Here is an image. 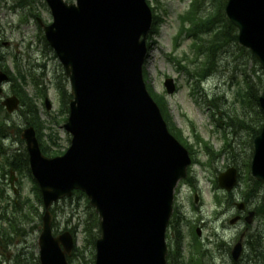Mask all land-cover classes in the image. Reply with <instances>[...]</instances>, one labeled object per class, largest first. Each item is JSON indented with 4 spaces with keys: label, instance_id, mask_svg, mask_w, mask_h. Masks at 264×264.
<instances>
[{
    "label": "water",
    "instance_id": "water-1",
    "mask_svg": "<svg viewBox=\"0 0 264 264\" xmlns=\"http://www.w3.org/2000/svg\"><path fill=\"white\" fill-rule=\"evenodd\" d=\"M46 1L53 21L40 22L65 69L73 98L64 125L71 144L64 155L45 156L33 127L22 133L45 206L40 262L69 264L74 237L69 231L53 234L51 207L81 190L100 219L95 264H167L174 192L187 177L192 159L169 131L144 80L152 10L147 0ZM226 14L238 29L240 44L264 68V0H228ZM8 80L0 71V94ZM165 87L174 93V79H167ZM259 102L264 111V91ZM2 104L13 113L20 100L14 95ZM46 106L51 108L48 99ZM254 146L252 174L264 184V127ZM237 180V170L229 168L220 174L219 185L230 191ZM238 207L244 209L245 204ZM253 216L251 212L247 221ZM242 251L240 241L233 258L238 260Z\"/></svg>",
    "mask_w": 264,
    "mask_h": 264
},
{
    "label": "rangeland",
    "instance_id": "rangeland-1",
    "mask_svg": "<svg viewBox=\"0 0 264 264\" xmlns=\"http://www.w3.org/2000/svg\"><path fill=\"white\" fill-rule=\"evenodd\" d=\"M25 1V7H17L19 0H0V55L2 56L0 64L7 65L14 74L21 72L30 76L25 90L31 97H35L39 105L41 119L45 121L47 127L45 133L47 135L50 132L56 133L58 149L64 151L69 147L71 137L64 130V117L59 115L61 96L56 87L64 69L53 50L46 47L43 39L44 32L38 28L39 25L31 13L39 14L47 24L51 23L52 17L45 0ZM66 1L73 2L74 0ZM150 1L153 13L159 20V27L155 36L149 37L150 34L148 36L150 48L144 66V77L155 93L165 97L173 123L182 130L183 138L192 146L194 156L200 162L192 169L194 176L199 179L201 191L198 193L201 198H198L197 203H195L194 196L191 195L190 198H187L190 194L187 187L182 189L180 198L185 203L184 206L191 221L202 217L208 224L211 222L204 234V240H202L204 244L209 241L205 246L208 256L203 264H234L230 250L241 237H243L245 250L237 263L254 264L255 257L253 258V253L246 244V236L253 232H259L264 236V213L260 211L264 203V187L254 188L249 162L252 160L254 140L257 136L252 129L263 127L264 116L259 112L261 109L254 99H251L253 100L251 103L245 101V104L237 101V92L239 83L244 82V77L255 83L258 88L263 87L264 69L260 71L262 65L256 64L248 56V53L241 51L240 43L232 41L227 35L222 44L220 56L218 60L216 58L213 66L215 73L202 83L203 79H200L196 74L200 68H203L206 56L193 47L195 39L188 36L183 30L184 21L182 20V16L191 9L194 0ZM227 1L201 0L200 14L207 16L217 13L219 19L221 15L223 16L222 21L225 23L228 19L225 11ZM12 5L15 6L13 10H11ZM217 24L223 25L221 22ZM185 26V28L191 27V23L186 21ZM207 36L208 34H205L204 38ZM33 77L36 78V81L32 80ZM168 78H173L177 86L176 92L172 95L167 94L164 86V81ZM11 86L12 82L6 85V96L12 94ZM46 97L51 103V110H47L45 106ZM2 99L0 97V100ZM237 112L252 125L250 129L240 127L237 123L234 126L229 123L230 118ZM0 114L7 123V136H1L3 151L5 150L6 154L0 157L1 164L6 168L7 153L13 156L17 152L20 153L26 146L25 141L21 142L18 135V127L23 130L26 122L20 112L9 115L4 110ZM194 130L201 135L203 142L215 151L214 158L207 154L203 143H197ZM226 143H230L231 146L224 149ZM230 167H236L240 176L239 184L233 191L236 200H245L250 209L258 211L254 223L250 226L243 221L237 224L230 223L235 216V209L233 205H226L228 194L217 183L219 174ZM5 181L2 179L0 171V185ZM33 185L34 181L29 173L25 172L18 176L16 188L21 199H35ZM7 189L11 200H15L16 196L13 190L10 187ZM78 198V196L75 197L72 205H70V201L58 203L60 207L66 208L70 215L73 214L75 218L72 221L73 224L78 223L76 219L83 221L85 218V200ZM217 198H220L222 202L220 203ZM81 199H83L81 201L83 206L74 210L75 203ZM196 208H201L202 214L198 211L194 212L193 210ZM56 221V229L59 232L63 231L66 228V217L62 210L57 211ZM40 232L41 229L35 228L29 235L27 232L26 236L18 238L15 245L11 246L9 250L2 249L0 253H4V255L0 256V261L10 258V256H6L7 253L13 254L21 251L27 252L30 259L33 256L37 258ZM77 245L78 247L84 245L83 234L80 231L77 235ZM188 251L186 248L185 257L189 256ZM30 252L33 253V256ZM85 254L89 260L90 250L89 252L85 251ZM24 257L27 256L24 255ZM79 261L80 256L76 252L72 264H79ZM6 262L5 264H10Z\"/></svg>",
    "mask_w": 264,
    "mask_h": 264
},
{
    "label": "trees",
    "instance_id": "trees-1",
    "mask_svg": "<svg viewBox=\"0 0 264 264\" xmlns=\"http://www.w3.org/2000/svg\"><path fill=\"white\" fill-rule=\"evenodd\" d=\"M151 1L149 0V3ZM201 10V0H194L191 10H189L185 15L182 16V20L184 21L183 30H185L186 34L190 37H194L195 42L193 47L198 50V52L205 54L206 62L204 63L203 68H200V71L196 74L200 79H206V77L213 72V66L215 65L216 58L218 60L220 56L221 49L223 48V42H225L226 36H230L232 41L238 42V31L234 27V25L226 19V22L222 21L223 16L219 19V14L207 15L200 14ZM225 19V17H224ZM189 21L191 23V27L187 26L185 28V22ZM221 22L223 25H218L217 23ZM159 20L156 15H154L153 27L150 32L149 37H153L158 33V25ZM208 34L207 38H204V35ZM150 48V43H148ZM242 52L248 53V56L251 57L256 64H259V61L252 55V53L245 49L244 47H240ZM2 56L0 55V59ZM3 63L2 66L3 67ZM6 70L10 74V80L13 82V90L21 99H22V108L20 109L21 116L25 119L27 125L33 126L36 129L38 139L41 144L42 152L49 156L55 157L63 154L65 151H61L58 149V135L56 133L50 132V134H46V123L41 119L40 116V108L38 103L35 100V97H30L29 94L25 90V86L28 82L30 76L24 75L22 73H18L17 75L13 74L8 67H5ZM263 68L260 66V71ZM33 81H36V78H32ZM244 82L239 83V89L237 92V101L245 104L253 102L254 99L256 104L259 105V96L264 89V86L258 88L255 83H252L247 77H244ZM57 88L59 90L61 96V109L59 111V115L64 117V122L67 120L69 113V101L72 98V95L68 89V78L63 72L61 74L60 80L57 84ZM149 89L155 98L156 102L160 106L165 120L169 125L170 131L188 148V143L182 136V130L177 128L175 123L169 114V108L167 101L163 95H159L152 91L151 87ZM4 112V108L0 103V113ZM263 116L264 112L259 111ZM235 113L233 117L230 118V122L232 126L236 123L240 127H247L250 129L252 127L251 124L245 121L243 116ZM264 118V117H263ZM227 123L228 125H230ZM7 123L6 119L2 117L0 114V141L1 136L4 135L6 131ZM230 127V126H229ZM195 128V126H193ZM262 129V128H261ZM261 129L253 128V132L255 135H258L261 132ZM22 129L18 127V135L20 136ZM195 138L198 142H203L201 135L196 133L194 130ZM226 137V133H225ZM228 144V143H227ZM206 149L210 157H215V152L212 150L206 143ZM2 145L0 144V150ZM3 156V152H0V157ZM7 163L10 169L16 171L18 174H23L25 172L30 174L29 168V160L27 151L7 157ZM3 169V166H2ZM3 175H9L10 171L3 169ZM34 181V179H33ZM254 188H260L261 183L253 179ZM34 191H35V199L32 198H17L18 200H14L9 202V198L7 196V191L4 188H0V248H11V246L15 245V242L18 238L28 235L35 228L39 229L42 222L43 212L41 209L43 208L42 196L39 190L38 185L34 181ZM249 195V193H248ZM84 198L85 200V218L83 221L80 219H76L78 223H72L73 214L70 215L66 208L60 207L58 203L54 205L52 208V213L54 216L53 228L56 229L57 226V211H63L66 217V228L71 230L73 234L78 232V229L81 228V232L83 234L84 245L83 247L75 248V252H78L80 256L79 264H93L95 262V244L97 239L100 236V226H99V217L95 211V209L90 205L89 200L81 191H75L72 197L65 198L63 201H70V205H72L75 197ZM83 199L78 200L75 203L73 209L77 210L83 206L81 203ZM2 204V205H1ZM262 213H264V204L261 207ZM33 223V225H31ZM57 230V229H56ZM246 244L249 246L250 251L253 253L254 264H264V236L259 232H253L248 234L246 237ZM180 245H178V248ZM90 250V261L87 259L85 251L89 252ZM198 252L197 255H192L187 264H200L201 258L204 256V252L199 248L196 249ZM30 254L33 253L30 252ZM76 254V253H75ZM73 254V255H75ZM23 255L20 253L18 257L15 258L16 264H39L38 257L31 258L29 261L23 259ZM199 257L200 259H197ZM71 263H73L72 259H69ZM169 264H185L184 257L179 251V249H171L168 255Z\"/></svg>",
    "mask_w": 264,
    "mask_h": 264
},
{
    "label": "flooded vegetation",
    "instance_id": "flooded-vegetation-1",
    "mask_svg": "<svg viewBox=\"0 0 264 264\" xmlns=\"http://www.w3.org/2000/svg\"><path fill=\"white\" fill-rule=\"evenodd\" d=\"M187 185L190 186V188L188 187V189L190 190V194H188L187 198H190L191 195L199 198V191L200 189L198 187L195 186V183H189L188 181L183 183L177 191V195H176V213L174 216V221L171 224V229L169 232V242H177L179 240V238L181 237L182 234L188 235L191 233V229L193 226H196V228H200L201 229V236L203 235V233H205L208 224L203 220V219H198L192 224H190V222H187V215H188V211L185 209V203L182 201V198H180L181 194H182V189L184 187H186ZM228 196L226 198V205H233L234 209H235V216L237 217V200L236 197L233 195V192L231 193H227ZM198 211L200 212V209H198ZM248 213V209L245 212L241 213V220L243 218H245V216ZM189 217V216H188ZM195 231H197V229H195Z\"/></svg>",
    "mask_w": 264,
    "mask_h": 264
}]
</instances>
